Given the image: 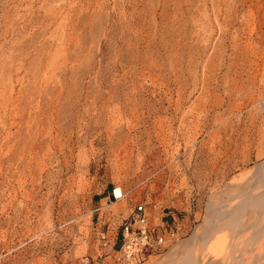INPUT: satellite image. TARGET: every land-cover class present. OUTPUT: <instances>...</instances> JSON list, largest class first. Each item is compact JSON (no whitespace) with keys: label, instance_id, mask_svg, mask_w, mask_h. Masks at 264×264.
<instances>
[{"label":"rangeland","instance_id":"1","mask_svg":"<svg viewBox=\"0 0 264 264\" xmlns=\"http://www.w3.org/2000/svg\"><path fill=\"white\" fill-rule=\"evenodd\" d=\"M263 161L264 0H0V264H130L140 203L176 233L137 264H236L252 212L194 236Z\"/></svg>","mask_w":264,"mask_h":264},{"label":"bare ground","instance_id":"2","mask_svg":"<svg viewBox=\"0 0 264 264\" xmlns=\"http://www.w3.org/2000/svg\"><path fill=\"white\" fill-rule=\"evenodd\" d=\"M260 168L264 170V161L260 164ZM263 170L261 172H263ZM260 175L262 176V174H260ZM256 177H259V176H256ZM261 178H263V177H261ZM261 178L259 177L260 180H261ZM252 179H254V178H252ZM252 183H253V181L249 182V184L248 185L246 184V185L249 187ZM116 192H117V195L119 197L122 196V192L120 189H117ZM241 196L242 197L240 199L243 198L242 200L239 199L240 201H236L235 203L230 204L224 208L220 207L219 211L214 216V222L209 223L207 225V227L204 229L203 233L201 235L194 236V239L198 238L199 236L202 239H206L218 227H222V228H224L226 226L227 227L230 226L233 228L237 227V231L239 229H240L239 231H242L243 229H247V228H245V225H243L244 223L242 222V219L247 214L252 212L251 216H250L251 219L249 222L251 229L242 241L244 243V245L242 244L243 245L242 250L244 251V253H243V251H241L242 254L237 255V256L238 257L241 256L240 259L243 260L245 258L246 253L251 252L252 253L251 258L253 260H255V262L254 263L252 262V264H259L256 261H260V262L264 261V260L260 259L261 252H263L264 250L259 252L258 249L255 247V246H257L255 244L258 243L257 241H259L260 238L264 234V189L258 190L255 192L253 191L252 193L249 191V189H247V191L243 192L241 194ZM249 225H248V227H249ZM246 232H248V231H246ZM239 240L240 239H238L237 241H239ZM261 243H263V242H261ZM193 244H196V243L190 242L187 244V250L184 253V255H182V257L180 258L181 264H200L199 260H198L199 258H197L194 255ZM238 244H236V245H238ZM231 247H233V246H231ZM234 249H235V247H234ZM238 249H239V247H238ZM241 252H239V253H241ZM199 255H200V253H199ZM246 257H248V256H246ZM242 260L238 261V263L236 262V264L241 263ZM244 261L245 260H243V262ZM221 264H227V263L223 261V263H221ZM263 264H264V262H263Z\"/></svg>","mask_w":264,"mask_h":264},{"label":"built area","instance_id":"3","mask_svg":"<svg viewBox=\"0 0 264 264\" xmlns=\"http://www.w3.org/2000/svg\"><path fill=\"white\" fill-rule=\"evenodd\" d=\"M116 191L117 188H114V196L120 198ZM175 233L174 224L160 226L152 224L147 204L140 203L123 225L117 250L119 259L137 264L146 256L165 247L169 240H173Z\"/></svg>","mask_w":264,"mask_h":264},{"label":"crops","instance_id":"4","mask_svg":"<svg viewBox=\"0 0 264 264\" xmlns=\"http://www.w3.org/2000/svg\"><path fill=\"white\" fill-rule=\"evenodd\" d=\"M114 188L108 187L107 189H104L103 191H100L99 193H96L93 196V199L91 201L93 205V211H103L105 208H109L113 206L115 202L119 200V198H116L113 193ZM148 209L150 211V221L153 223L152 218H156L155 209H152L151 206H148ZM133 210V209H132ZM169 213H163L161 214L160 221L158 223H153L154 225H167L172 222L171 217H168ZM172 218L175 219L173 216ZM174 223V222H172Z\"/></svg>","mask_w":264,"mask_h":264}]
</instances>
